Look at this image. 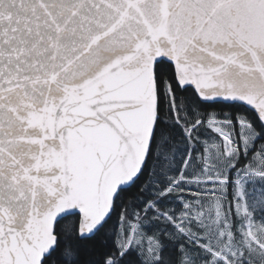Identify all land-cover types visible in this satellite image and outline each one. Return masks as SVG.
<instances>
[{"label": "snow or ice", "instance_id": "obj_1", "mask_svg": "<svg viewBox=\"0 0 264 264\" xmlns=\"http://www.w3.org/2000/svg\"><path fill=\"white\" fill-rule=\"evenodd\" d=\"M0 264H264V0H0Z\"/></svg>", "mask_w": 264, "mask_h": 264}, {"label": "trees", "instance_id": "obj_2", "mask_svg": "<svg viewBox=\"0 0 264 264\" xmlns=\"http://www.w3.org/2000/svg\"><path fill=\"white\" fill-rule=\"evenodd\" d=\"M189 198H191V197H189ZM169 207H179V204H178V202L174 201V202H172V203L169 205Z\"/></svg>", "mask_w": 264, "mask_h": 264}]
</instances>
